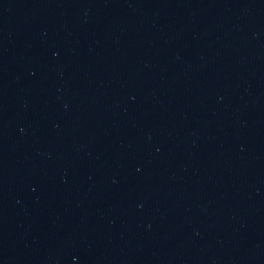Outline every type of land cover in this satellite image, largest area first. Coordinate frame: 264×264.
Returning <instances> with one entry per match:
<instances>
[{
  "label": "water",
  "instance_id": "obj_1",
  "mask_svg": "<svg viewBox=\"0 0 264 264\" xmlns=\"http://www.w3.org/2000/svg\"><path fill=\"white\" fill-rule=\"evenodd\" d=\"M0 264H264V0H0Z\"/></svg>",
  "mask_w": 264,
  "mask_h": 264
}]
</instances>
